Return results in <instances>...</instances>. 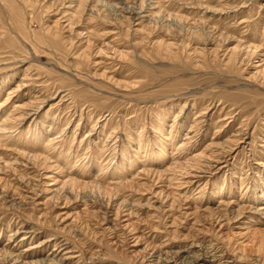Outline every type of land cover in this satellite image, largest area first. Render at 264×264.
I'll use <instances>...</instances> for the list:
<instances>
[{"label": "rangeland", "instance_id": "obj_1", "mask_svg": "<svg viewBox=\"0 0 264 264\" xmlns=\"http://www.w3.org/2000/svg\"><path fill=\"white\" fill-rule=\"evenodd\" d=\"M0 264H264V0H0Z\"/></svg>", "mask_w": 264, "mask_h": 264}]
</instances>
